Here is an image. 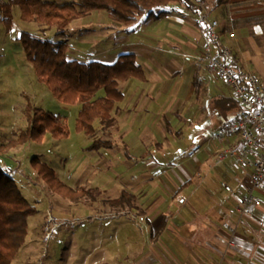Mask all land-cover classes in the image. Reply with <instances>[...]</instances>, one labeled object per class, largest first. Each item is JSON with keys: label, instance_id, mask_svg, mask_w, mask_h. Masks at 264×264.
Masks as SVG:
<instances>
[{"label": "crops", "instance_id": "1", "mask_svg": "<svg viewBox=\"0 0 264 264\" xmlns=\"http://www.w3.org/2000/svg\"><path fill=\"white\" fill-rule=\"evenodd\" d=\"M196 5L200 10L192 22L185 19L183 3L169 4L164 8L165 16L156 21L142 22V26L139 24L143 18L130 27H119L109 22L106 13V17L97 13L102 11H93L77 20L89 25L102 24L103 31L107 32L99 37L94 50L97 52L92 53V57L98 56L94 62L112 65L119 55L132 54L146 76L144 82L131 79L120 83L123 99L115 103L110 112L111 119L106 123L112 126V135L125 149L122 153L126 161L122 164L124 170L104 159L105 153L117 150L116 147L92 153L98 160L96 166L100 178L106 180V176L113 174V178L125 185H121L122 190L137 199L136 206L144 210L145 219L153 220V234L160 233L158 241L165 243L159 246L167 256V264H264V192L257 194L260 204L251 210L252 217L238 222L236 211L239 198L249 186L250 169L241 172L229 167L215 170L211 163L215 160L212 142H204L209 137L207 135L214 134L232 113L225 112L223 106L237 103L229 88L213 78L197 60L207 49L216 53L217 45L211 44L206 35L207 26L215 21L219 43L231 49L242 70L264 81V0H227L209 17L202 5ZM231 33L234 34L233 39L228 36ZM170 54L183 58L178 71H173ZM191 61L194 63L190 70L191 85L180 88L177 84L182 81L180 70H184L183 65L186 67ZM217 99H221L218 102L221 107L213 103ZM176 110L181 113V121H178L177 113L173 115ZM191 114V121L195 118L199 124L194 127L196 134L190 142L185 143L183 135L184 143L181 144L185 145L182 144L181 149L187 146L193 156L185 161L182 157L176 165L179 154L158 148L152 144V136L156 129L162 132L163 128L167 131L170 128H188ZM220 115L222 122L218 123ZM108 138L104 136L101 141H110ZM151 145L158 150L157 153L151 150ZM95 157L91 158L96 160ZM224 163L231 162L219 164ZM191 175L197 177V183L192 182ZM56 176L58 178L57 173ZM220 176H228L233 182L223 185V192L212 187ZM183 177H187L186 180ZM203 180H206L205 186H199ZM225 186L231 187L233 194L226 192ZM162 208H166L169 216L159 210ZM167 217L168 221L164 222ZM199 219L206 228L205 232L196 230L194 226ZM164 224H167L165 230L158 232ZM181 225L186 227L183 233ZM230 241L236 245L235 249L227 247ZM152 254L155 256V252ZM155 260L154 264H166L161 259L158 261L156 256Z\"/></svg>", "mask_w": 264, "mask_h": 264}, {"label": "rangeland", "instance_id": "2", "mask_svg": "<svg viewBox=\"0 0 264 264\" xmlns=\"http://www.w3.org/2000/svg\"><path fill=\"white\" fill-rule=\"evenodd\" d=\"M46 1L63 4L72 0ZM196 3L198 0H193V2L183 0L185 19H188L189 22H192L199 14L200 6ZM18 11L19 8L15 6L11 12L13 23L9 30L3 26L0 14V163L6 176L14 180L13 182L23 198L35 208L36 213L26 220L28 230L25 243L11 264H154L155 256L158 261L161 259L167 264V256L164 254L163 248L159 246V244L165 243L158 241L160 233L153 234V220L151 222V220L145 219V212L142 208L137 206L138 209L127 210V208H115L106 204L109 199H117L123 189L121 185H125L113 178V174L111 177L106 176V180L100 178L96 166L98 160L92 153L97 151L91 150L90 147L94 141L103 142L101 140L104 136H108L110 141L105 142H110L117 150L106 152L104 159H109L111 163L114 162L117 165L119 170H124L122 164L126 161L122 153L125 152V149L118 144L120 141L112 135V126H108L107 122L96 121L92 126L95 131L93 135L85 136L84 133L75 131L74 126L80 105H65L57 102L48 89L35 77L33 67L26 60L24 51H22V43L18 37L25 32L53 43L60 40L54 37L55 30L53 28L48 29L36 22L22 21ZM97 13L106 17L104 12ZM106 20L109 21L108 18ZM142 22L141 20L140 26L143 25ZM112 23L119 27H127L116 22ZM103 27L102 24L89 25L85 21L71 24L67 28L66 36L69 46L67 58L81 63L97 60L98 56L92 57V53L97 52L94 50L97 49L99 37L107 33L103 31ZM115 31L117 32L118 29ZM169 57L173 60V71H178L183 63L182 56L170 54ZM183 67L184 70H180L182 81L177 83L180 88L191 85L189 84L192 80L190 70L194 68V63L191 61L186 67L184 65ZM118 87L119 89L123 88L121 84ZM97 96H103L102 91ZM27 103L45 113L48 112L59 117L60 123L69 132L68 137L57 140L50 134H46L40 144L28 142L7 149L6 145L9 139H15L19 132L26 127L24 109ZM176 113L179 116L177 117L178 121H181V113L176 110L173 115L175 116ZM221 116L217 117L218 123L222 122ZM192 119L191 114L188 128H170L169 131L163 128L162 132L156 129L152 136L154 139L152 144L170 153L177 152L179 154L176 165L180 163L182 157L185 161L189 158L191 160L193 156L186 149L187 146L181 149L184 136L185 143H187L196 134L194 127L199 122H196L195 118L194 121H191ZM207 136L209 137L205 138V144L212 142V135ZM199 138L201 139V137ZM181 142L183 143L181 144ZM153 146L151 145V150L157 153L158 150ZM34 156L52 168L55 174L57 173L59 180H62L70 188L74 190L80 188L98 189L102 191V195L95 200L88 199L74 203L51 193L44 182L35 181L37 174L30 164V160ZM91 157H95L96 160ZM211 163L215 170L225 167H229L235 172L249 170L248 168L235 167L231 163L219 164L214 160H211ZM191 176L192 182L197 183V177ZM186 178L183 177V180ZM205 183L206 180L205 182L203 180L199 186H205ZM225 184H233L232 179L230 180L228 176H220L212 187L218 192H223ZM176 195L175 204L178 203V194L176 193ZM159 210L169 216L166 208ZM168 218H165L164 222H167ZM165 226L167 227V224L159 227L158 232L165 230ZM183 226H180L182 233L183 228H186ZM194 226L200 232L206 230L200 219ZM152 252H155V256Z\"/></svg>", "mask_w": 264, "mask_h": 264}, {"label": "trees", "instance_id": "3", "mask_svg": "<svg viewBox=\"0 0 264 264\" xmlns=\"http://www.w3.org/2000/svg\"><path fill=\"white\" fill-rule=\"evenodd\" d=\"M182 4V0H72L57 4L46 0H0V14L3 26L9 30L12 23L11 8H19L20 19L24 22H36L48 29L55 30L53 43L36 38L28 33L18 37L22 43L26 60L32 65L35 77L52 94L57 102L65 105H80L77 113L75 131L85 136L95 133L93 123L109 122L110 112L115 103L123 99L119 83L131 79L146 81L145 72L137 65L132 54L119 55L115 63L106 65L90 61L81 63L67 58V28L93 11H102L112 22L130 27L143 18V22L156 21L166 15L164 8L169 4ZM205 8L206 16L225 5L227 0H198ZM195 83V87H196ZM198 89V88H196ZM102 91L103 96H97ZM220 100H213L221 107ZM238 105H224L226 111H236ZM26 127L15 139H9L7 149L24 145L28 142L40 144L46 134L54 139H66L68 130L60 123L59 117L33 107L27 103L24 109ZM112 149L110 142L94 141L93 151ZM31 168L37 176L35 181L46 184L51 193L70 202L95 200L102 191L91 188L72 189L57 178L52 168L38 158L30 160ZM14 180L6 176L0 163V264H11L21 246L25 243L28 230L27 219L36 211L27 202L17 188ZM136 198L126 191H121L117 199L106 201L111 207H123L127 210L138 209Z\"/></svg>", "mask_w": 264, "mask_h": 264}, {"label": "built area", "instance_id": "4", "mask_svg": "<svg viewBox=\"0 0 264 264\" xmlns=\"http://www.w3.org/2000/svg\"><path fill=\"white\" fill-rule=\"evenodd\" d=\"M217 23L207 26L206 35L211 44H216V53L205 50L197 58L213 78L222 82L236 100L238 109L212 134L214 161L231 162L235 167L250 169V183L239 198L238 222L252 217V211L260 201L258 193L264 192V81L240 68L231 49L221 45L215 31ZM230 39L234 34L228 35ZM224 190L233 194L229 186ZM228 248H236L230 241Z\"/></svg>", "mask_w": 264, "mask_h": 264}]
</instances>
